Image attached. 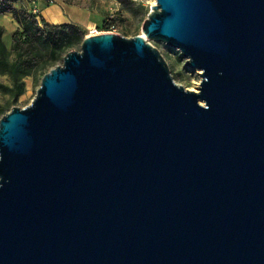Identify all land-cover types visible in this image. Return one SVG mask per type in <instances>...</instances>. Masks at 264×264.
Returning <instances> with one entry per match:
<instances>
[{
	"label": "water",
	"instance_id": "1",
	"mask_svg": "<svg viewBox=\"0 0 264 264\" xmlns=\"http://www.w3.org/2000/svg\"><path fill=\"white\" fill-rule=\"evenodd\" d=\"M142 33L0 119V264H264V0H154Z\"/></svg>",
	"mask_w": 264,
	"mask_h": 264
},
{
	"label": "rangeland",
	"instance_id": "2",
	"mask_svg": "<svg viewBox=\"0 0 264 264\" xmlns=\"http://www.w3.org/2000/svg\"><path fill=\"white\" fill-rule=\"evenodd\" d=\"M21 2V0H20ZM20 2L14 6L20 8ZM63 3L72 5L76 9L88 12L89 19L82 21L80 27L85 31L83 39L89 35L107 32V26H114V34H119L131 39L143 36L142 26L150 12L154 0H49L50 5ZM48 18V17H47ZM40 23V20H39ZM42 27V24H40ZM0 27L3 29L2 41L8 51H11L13 33L19 28L10 15H0ZM144 37V36H143ZM145 39V38H144ZM165 59L174 82L189 91H198L200 84L199 71L186 67V59L180 53L164 43H152ZM81 44H77L73 50H80ZM14 60V55L9 57ZM62 60L49 65L42 72H38L24 79L25 91L14 98L12 92V79L6 74H0V119L6 115L12 107H27L36 95L41 80L45 74L56 66H60ZM203 104V102H201Z\"/></svg>",
	"mask_w": 264,
	"mask_h": 264
},
{
	"label": "trees",
	"instance_id": "3",
	"mask_svg": "<svg viewBox=\"0 0 264 264\" xmlns=\"http://www.w3.org/2000/svg\"><path fill=\"white\" fill-rule=\"evenodd\" d=\"M18 2L20 0H0V15H10L19 27L13 33L11 51L2 41L0 27V74L12 79L14 98L24 93L25 78L44 72L49 65L62 60L67 52L82 43L86 34L80 26H52L42 20L39 23L32 11L24 6L16 8L14 5ZM108 31L110 26H107ZM11 55L14 60L10 61Z\"/></svg>",
	"mask_w": 264,
	"mask_h": 264
},
{
	"label": "crops",
	"instance_id": "4",
	"mask_svg": "<svg viewBox=\"0 0 264 264\" xmlns=\"http://www.w3.org/2000/svg\"><path fill=\"white\" fill-rule=\"evenodd\" d=\"M49 0H21L20 6L32 11L37 16V21H44L52 26L60 25H82V21L89 19L86 11L76 9L72 5L63 3L48 4ZM48 17V18H47Z\"/></svg>",
	"mask_w": 264,
	"mask_h": 264
},
{
	"label": "built area",
	"instance_id": "5",
	"mask_svg": "<svg viewBox=\"0 0 264 264\" xmlns=\"http://www.w3.org/2000/svg\"><path fill=\"white\" fill-rule=\"evenodd\" d=\"M114 26L113 25H110V31H108L109 33H114ZM92 35V34H91Z\"/></svg>",
	"mask_w": 264,
	"mask_h": 264
},
{
	"label": "bare ground",
	"instance_id": "6",
	"mask_svg": "<svg viewBox=\"0 0 264 264\" xmlns=\"http://www.w3.org/2000/svg\"><path fill=\"white\" fill-rule=\"evenodd\" d=\"M98 34V33H97ZM93 35H95V34H93Z\"/></svg>",
	"mask_w": 264,
	"mask_h": 264
}]
</instances>
